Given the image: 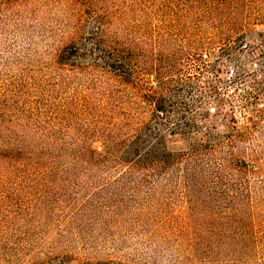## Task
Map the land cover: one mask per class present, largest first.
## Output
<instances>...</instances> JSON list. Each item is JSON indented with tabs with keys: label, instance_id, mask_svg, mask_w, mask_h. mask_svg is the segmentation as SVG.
Masks as SVG:
<instances>
[{
	"label": "trees",
	"instance_id": "obj_1",
	"mask_svg": "<svg viewBox=\"0 0 264 264\" xmlns=\"http://www.w3.org/2000/svg\"><path fill=\"white\" fill-rule=\"evenodd\" d=\"M7 1L29 0H0V5ZM85 1L69 0L76 12L91 10L98 25L88 37L64 46L60 57L75 59V65L98 56L92 60L95 71L131 84L134 104L147 109L148 120L134 123V115L109 101L97 111L94 133L79 137L74 149L57 135L42 136V144L37 143L25 133L26 111L2 102L0 199L29 193L35 185L67 187L69 181H86L95 169H106L108 183L71 213L78 228L82 213L100 210L118 224L127 216L144 230L158 225L152 237L175 243L180 264H264V199L250 185L264 171V151L258 149H264V0H252L262 6L249 10L244 3L250 0H144L146 14L161 7L163 13L155 36L147 35L149 21L136 23L138 39L127 17L138 0H129L127 11L120 8L123 0ZM179 34L189 41L183 45L186 53L169 42L184 41ZM100 60L107 65L100 66ZM230 63L232 78L221 74ZM188 68L192 71L185 73ZM240 82L249 86L242 123L236 98L227 91ZM89 105L78 104L77 111L90 114ZM94 139L102 143L101 150L91 146ZM178 142L186 146L176 149ZM111 185H130L132 193L147 197L99 199ZM177 202L185 204V211H166ZM35 204L37 214L50 209ZM83 264L150 263L88 259Z\"/></svg>",
	"mask_w": 264,
	"mask_h": 264
},
{
	"label": "rangeland",
	"instance_id": "obj_2",
	"mask_svg": "<svg viewBox=\"0 0 264 264\" xmlns=\"http://www.w3.org/2000/svg\"><path fill=\"white\" fill-rule=\"evenodd\" d=\"M79 1L86 3L85 0ZM251 1L244 3L248 10L251 6H262L257 2L251 4ZM129 3V0H123L119 3L120 8ZM76 7L69 0L7 1L0 5V104L6 102L26 111L27 116L23 119L28 122V128L25 133L37 139V143L42 144V136L57 135L72 142L67 147L74 149H77L75 143L79 137L94 133L100 119L97 111L109 101L118 103L122 113L127 111L134 115V123L148 120L147 115H143L147 109L134 104L137 96L131 84L109 72L95 71L92 60L98 56H88L75 65V59L60 57L64 46L88 37L98 25V19L91 10L82 12V8L79 13ZM146 8L144 0H138L133 6L132 12L127 14L129 30H138L136 23L147 20L151 23L147 35L155 36L153 31L162 16L163 7L159 11L154 10L153 15L146 14ZM252 26L263 28L260 23ZM139 33L135 31L133 37L140 38ZM182 35L177 37L184 41L172 39L169 42L179 45V49L183 48L186 53L183 45H188L189 41ZM105 61L100 60L99 65H107ZM188 69L185 73L192 71ZM233 69L234 65L230 63L221 74L232 78ZM248 89L247 84L240 82L235 90L234 87L227 90L236 98V115L241 123L245 122L242 109L249 97ZM78 104H90L94 110L90 114H81L77 111ZM90 143L93 148L102 149L99 140L94 139ZM185 146V142H178L174 147L181 149ZM258 149L264 151L261 147ZM118 170L109 177H114ZM105 171L95 169L94 175L86 181H69L65 183L67 187L35 185L29 193L22 191V194L5 195L0 199V264H83L88 259H138L150 264H180L181 260L173 254L175 243L152 237L158 225L150 224L144 230L127 216L118 224L106 213L94 210L80 215L83 221L79 228L82 230L78 228L77 222L70 217L71 213L82 208L97 187L108 183ZM8 185L11 189L18 187ZM250 185L264 199V171L252 178ZM124 191L128 195H123ZM107 195L123 201H127L128 196L139 200L147 197L144 192L132 193L130 185L123 188L111 185L98 198H106ZM33 203L40 209L47 206L50 209L37 214ZM185 208L184 203L177 202L168 205L166 211L181 214ZM149 210L146 209L145 214ZM154 256L155 259L152 258Z\"/></svg>",
	"mask_w": 264,
	"mask_h": 264
}]
</instances>
